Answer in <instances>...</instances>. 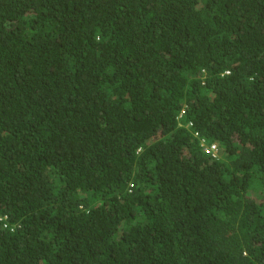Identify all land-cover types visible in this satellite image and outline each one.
Masks as SVG:
<instances>
[{
  "label": "trees",
  "instance_id": "1",
  "mask_svg": "<svg viewBox=\"0 0 264 264\" xmlns=\"http://www.w3.org/2000/svg\"><path fill=\"white\" fill-rule=\"evenodd\" d=\"M0 264H264V0H0Z\"/></svg>",
  "mask_w": 264,
  "mask_h": 264
},
{
  "label": "built area",
  "instance_id": "2",
  "mask_svg": "<svg viewBox=\"0 0 264 264\" xmlns=\"http://www.w3.org/2000/svg\"><path fill=\"white\" fill-rule=\"evenodd\" d=\"M201 148L202 150L206 153V154H210L212 157H215L217 155V147L215 144H205L204 141L200 142Z\"/></svg>",
  "mask_w": 264,
  "mask_h": 264
}]
</instances>
